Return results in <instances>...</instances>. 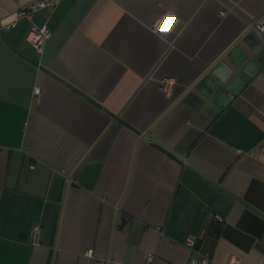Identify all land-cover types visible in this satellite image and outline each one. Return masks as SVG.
<instances>
[{"label": "crops", "instance_id": "0c3cea01", "mask_svg": "<svg viewBox=\"0 0 264 264\" xmlns=\"http://www.w3.org/2000/svg\"><path fill=\"white\" fill-rule=\"evenodd\" d=\"M30 1L0 0V264H264V64L200 101L264 0H65L8 28Z\"/></svg>", "mask_w": 264, "mask_h": 264}, {"label": "water", "instance_id": "95a60500", "mask_svg": "<svg viewBox=\"0 0 264 264\" xmlns=\"http://www.w3.org/2000/svg\"><path fill=\"white\" fill-rule=\"evenodd\" d=\"M2 32L4 33V29H2ZM244 41L248 45L249 50L244 51L240 46L235 47L230 54V58L234 61L233 65H229L226 61H221L212 66V74L206 83L207 89L204 91L205 97L200 100L202 105L211 102L221 107H226L233 100L231 94L239 95L242 87L247 84L242 72L253 76L252 69L256 66L255 60H259L264 64V40L255 32H251ZM211 103H209L208 107L211 110H215ZM147 137L166 145L154 133H149ZM166 146L173 151L171 147Z\"/></svg>", "mask_w": 264, "mask_h": 264}, {"label": "built area", "instance_id": "2783aa9c", "mask_svg": "<svg viewBox=\"0 0 264 264\" xmlns=\"http://www.w3.org/2000/svg\"><path fill=\"white\" fill-rule=\"evenodd\" d=\"M65 0H32L29 3L23 5L20 7L17 15V19L13 22L6 25L8 28L15 27L18 24V21L23 18H32L34 14L40 10L50 8V7H57L60 3H62ZM162 23H156L155 29L160 30L162 28ZM256 28L262 38L264 39V23H256ZM1 29H4L3 26H1ZM51 36L50 28L47 25L43 26H35L29 33L28 39L30 42L34 45V47L40 52L43 53L45 50L46 42ZM176 85V80L171 77H166L162 80V88L164 91L168 94H172L174 91ZM37 92L40 93V89H37ZM219 221H223L224 218L221 215L216 216ZM32 236L36 243L41 242L42 238V227L41 225H36L32 231ZM188 243L190 245L195 244L194 239H189ZM154 256L149 255L148 261L153 262ZM240 257L233 256L230 261L227 264H240ZM191 264H214L212 260H210L207 257L203 258H193Z\"/></svg>", "mask_w": 264, "mask_h": 264}]
</instances>
